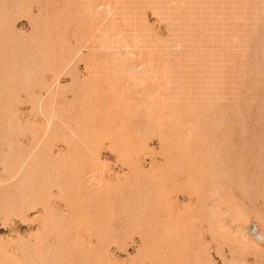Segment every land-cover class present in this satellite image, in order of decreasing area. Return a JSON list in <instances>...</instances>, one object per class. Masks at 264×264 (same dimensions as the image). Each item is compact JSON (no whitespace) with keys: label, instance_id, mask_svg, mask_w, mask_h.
Here are the masks:
<instances>
[{"label":"rangeland","instance_id":"1","mask_svg":"<svg viewBox=\"0 0 264 264\" xmlns=\"http://www.w3.org/2000/svg\"><path fill=\"white\" fill-rule=\"evenodd\" d=\"M0 264H264V0H0Z\"/></svg>","mask_w":264,"mask_h":264}]
</instances>
